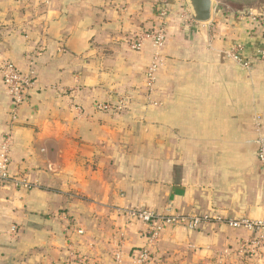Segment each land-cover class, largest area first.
Returning a JSON list of instances; mask_svg holds the SVG:
<instances>
[{"label": "crops", "instance_id": "1", "mask_svg": "<svg viewBox=\"0 0 264 264\" xmlns=\"http://www.w3.org/2000/svg\"><path fill=\"white\" fill-rule=\"evenodd\" d=\"M163 1L164 18L157 0H0V148L8 134L10 173L28 183L0 187V264H132L140 250L149 264H264V231L228 223L264 221V21L198 23L189 0ZM163 23L148 87L154 49L129 42ZM5 61L35 73L16 119ZM133 209L203 221L152 244Z\"/></svg>", "mask_w": 264, "mask_h": 264}, {"label": "built area", "instance_id": "2", "mask_svg": "<svg viewBox=\"0 0 264 264\" xmlns=\"http://www.w3.org/2000/svg\"><path fill=\"white\" fill-rule=\"evenodd\" d=\"M160 15L162 18L168 15L167 8L162 9L160 11ZM191 18V16H190ZM192 20V18H191ZM195 22V21H194ZM167 29L168 26L166 24H162L152 30L143 31L142 33L138 34L134 40L129 42V48L133 51H140L142 50L144 44L148 41L152 45L154 49V54L151 60V63L147 69V86L152 87L156 82V73L158 70V66L160 64V52L165 47L166 38H167ZM243 46L240 44L235 45L231 51L229 52L230 58L235 62L237 65L245 68L246 70H250L252 67L251 61L243 58L242 56ZM260 57L264 59V51L261 52ZM2 83L4 88L12 99L13 104V111L12 116L14 119L17 118L18 113L21 107L26 102L27 92L33 88L35 84V73L33 70H30L27 73L20 72L14 63L10 61H5L2 65ZM123 105V104H122ZM122 105L114 106L111 102L106 103H98L96 104L97 110L110 112L116 111L119 112L122 109ZM258 146V159L261 164L264 166V136L259 137L257 140ZM10 151H11V138L7 134L5 135L4 140L1 143L0 148V187L4 186L7 182H12V185L15 188H23L27 187L28 183L24 180L19 178L18 176L12 177L9 165H10ZM127 214L131 217L138 218L143 223L149 226L148 236L150 242L154 244L160 239V235L162 231L167 226H182L186 225L192 230H197L203 219L198 217H189L185 216L179 212H172L168 210L166 214H157L155 212H150L146 210H138L133 209L127 211ZM229 225L233 228H248L250 230H255V232L262 233L264 231V221H247V220H240V221H228ZM16 229L13 228L11 230L12 233H15ZM264 243V232L260 236L256 243ZM149 258V251L148 250H140L137 253L132 264H143Z\"/></svg>", "mask_w": 264, "mask_h": 264}, {"label": "water", "instance_id": "3", "mask_svg": "<svg viewBox=\"0 0 264 264\" xmlns=\"http://www.w3.org/2000/svg\"><path fill=\"white\" fill-rule=\"evenodd\" d=\"M189 7L193 21L206 23L212 19L213 0H189Z\"/></svg>", "mask_w": 264, "mask_h": 264}, {"label": "rangeland", "instance_id": "4", "mask_svg": "<svg viewBox=\"0 0 264 264\" xmlns=\"http://www.w3.org/2000/svg\"><path fill=\"white\" fill-rule=\"evenodd\" d=\"M224 7V10L222 12H229L231 10L230 8H227L224 4V0H213V17L216 18V15L220 13L218 7L221 5ZM244 9L249 10V12L252 11L253 17L257 18H264V0H249L248 2L243 4ZM231 13V12H229ZM248 13V12H247ZM152 260V257H150V260H147L143 264H149Z\"/></svg>", "mask_w": 264, "mask_h": 264}, {"label": "trees", "instance_id": "5", "mask_svg": "<svg viewBox=\"0 0 264 264\" xmlns=\"http://www.w3.org/2000/svg\"><path fill=\"white\" fill-rule=\"evenodd\" d=\"M158 3L157 5H159L158 9H157V13H159L160 11V8L165 4L163 0H157ZM246 1L248 2L249 0H224V4L227 8H230L231 10H229V12L231 13H235V14H240V13H245L247 14V12H249V10H246L244 9L243 7V4L246 3ZM221 5V4H220ZM219 11H223L224 10V7L221 5L218 7ZM259 20H263L264 21V18H260ZM154 29V27L151 29H148V30H152ZM132 256H136L137 253L135 254L132 253L131 254ZM150 257H153V254H149V258L148 260H150Z\"/></svg>", "mask_w": 264, "mask_h": 264}]
</instances>
